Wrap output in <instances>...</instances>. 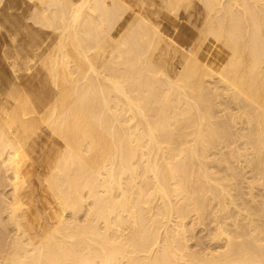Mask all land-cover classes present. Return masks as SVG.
Instances as JSON below:
<instances>
[{
  "label": "bare ground",
  "instance_id": "1",
  "mask_svg": "<svg viewBox=\"0 0 264 264\" xmlns=\"http://www.w3.org/2000/svg\"><path fill=\"white\" fill-rule=\"evenodd\" d=\"M38 1L58 96L0 108V264H264V0ZM44 123L61 208L32 222Z\"/></svg>",
  "mask_w": 264,
  "mask_h": 264
},
{
  "label": "rangeland",
  "instance_id": "2",
  "mask_svg": "<svg viewBox=\"0 0 264 264\" xmlns=\"http://www.w3.org/2000/svg\"><path fill=\"white\" fill-rule=\"evenodd\" d=\"M41 7L42 5L38 0H4L2 5L0 6V108L6 106L10 109L12 108L15 101L13 99H15L18 95L19 97H26L27 95V98L37 107L39 111H44L46 107H48L53 100L55 101L58 96V92L56 89L57 86H54V79L52 78V76L50 77V74L48 76L49 70L45 66V61L50 58L52 59L53 57L54 61H58V58H61V49L59 44L60 30L55 31L53 27L51 29V27H47L43 23L40 24L44 26H41L38 23L39 20L35 18L36 14L33 13V10H41ZM32 13L34 15L33 17ZM33 18L36 21H34ZM160 22L163 25V31L169 36L174 37L176 34V29L174 28L172 22L168 21L167 19L161 20ZM191 26L192 24H190L189 22L186 23L185 20H182V22H180L178 29L181 32L180 34L182 35L180 36L181 39H179V42L181 44H185V42H187V39L183 37L184 35L182 34V32L195 29L193 28L194 26ZM56 32L58 33V35L56 34ZM69 50H72L71 54L72 52L74 54L72 48ZM58 51L60 53V56L59 53L56 54L57 56L54 55ZM48 52L49 54L46 56ZM61 60L62 59H59V61ZM13 95L15 96L13 97ZM6 103H8V105ZM45 125V123L41 125L38 145L29 146L31 148H27V152L30 157L25 166L28 181L23 188V192L25 195L22 197V201L24 202V209H30L29 212L28 210L26 212H28L29 215H32H30L32 222H37V219H35L36 217H42L43 219L47 218L52 215L54 210L59 211L61 208H58L59 204L57 200H55L54 195H52L53 193H50L51 191L46 185L47 182L45 176L49 175L51 162H55L54 159L56 160L58 155V153L56 152L60 151L62 145L61 143L57 144L55 142V138L57 139L58 137H55L56 135L54 136V134L50 132V129H45L48 128V126ZM42 134H44V136ZM100 137V140L104 143L103 146H109L107 145L109 144L108 138L106 140V138L102 134H100ZM52 145L54 147H52ZM48 149H51V151H49ZM93 151L90 152V155H93ZM47 153H50V155ZM46 154L49 155L50 158L46 156ZM36 159L38 161H36ZM46 160L48 161L46 162ZM39 185L40 187L42 186L41 189L44 192L40 189ZM43 188L46 189L44 190ZM5 189L7 191L8 188ZM10 192L11 191L9 190L8 193ZM45 193H49L48 196ZM51 197H53V200L51 199ZM26 204L28 205V207ZM47 210L49 211L47 212ZM64 213L68 214L70 217V210L65 211ZM202 230V226H194L196 236L199 234L197 238L203 237L207 234L206 230ZM197 238H192L190 241V243L193 244L196 248ZM194 241L196 242V244Z\"/></svg>",
  "mask_w": 264,
  "mask_h": 264
}]
</instances>
